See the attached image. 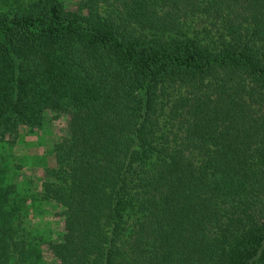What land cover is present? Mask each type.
I'll use <instances>...</instances> for the list:
<instances>
[{
  "label": "trees",
  "instance_id": "1",
  "mask_svg": "<svg viewBox=\"0 0 264 264\" xmlns=\"http://www.w3.org/2000/svg\"><path fill=\"white\" fill-rule=\"evenodd\" d=\"M1 2L0 143L65 129L0 264H264V0Z\"/></svg>",
  "mask_w": 264,
  "mask_h": 264
},
{
  "label": "rangeland",
  "instance_id": "2",
  "mask_svg": "<svg viewBox=\"0 0 264 264\" xmlns=\"http://www.w3.org/2000/svg\"><path fill=\"white\" fill-rule=\"evenodd\" d=\"M65 1L73 5L78 0ZM0 3H2L1 0ZM64 129V119L53 120L48 116L42 128L23 127L17 141L0 143V176L17 183L20 190L25 191L29 187L36 190V186L40 184L39 169L52 159V139ZM56 212L43 204L39 213L33 216V221L28 222V226L31 224L35 232L42 233L47 230L52 237L57 236L62 230V223L61 216L56 215ZM46 262L57 264L52 256H47Z\"/></svg>",
  "mask_w": 264,
  "mask_h": 264
}]
</instances>
